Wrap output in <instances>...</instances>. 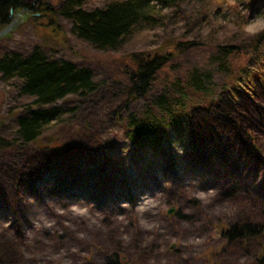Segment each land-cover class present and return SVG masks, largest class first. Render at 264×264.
Returning <instances> with one entry per match:
<instances>
[{
  "label": "rangeland",
  "instance_id": "obj_1",
  "mask_svg": "<svg viewBox=\"0 0 264 264\" xmlns=\"http://www.w3.org/2000/svg\"><path fill=\"white\" fill-rule=\"evenodd\" d=\"M47 1L57 9L65 6L64 0ZM111 1L85 0L84 6L92 9ZM258 15L264 16V0L158 4L155 19L134 28L117 48H99L77 38L63 14L52 29L41 21L34 24L20 11L13 13L0 28V54H26L42 45L48 56L90 68L98 88L51 104L60 106L63 115L37 144L0 154V248L6 252L0 264H213L224 227L255 214L262 220V212L264 220V41L240 52L257 37L245 38L238 30ZM230 46L239 51L227 56ZM141 51L165 52L169 59L156 73L152 89L128 102L126 56ZM192 74L203 78L205 93L190 86ZM17 81L0 71V136L8 139L16 136L17 115L36 106ZM180 90L191 109L189 144L177 143L171 130V145L164 143L162 152H137L125 135L127 115L141 116L150 109L166 123L167 101L177 107ZM238 122L259 136L256 156L248 144L256 141L248 132L236 134ZM214 125L223 145L208 140ZM77 127L87 133L81 144H94L95 151L65 143ZM46 146L55 163L44 169L32 166L33 154L46 153ZM222 146L244 190L233 198L220 197V183L206 155ZM195 158L203 167L195 166ZM57 181L61 185L53 187ZM209 190L215 195L197 198V192ZM142 204L148 211L138 210ZM73 206L86 209L85 214H76ZM142 221L151 227H142ZM249 246L226 247L219 264H247L257 248ZM112 253L114 259L106 262Z\"/></svg>",
  "mask_w": 264,
  "mask_h": 264
},
{
  "label": "trees",
  "instance_id": "obj_2",
  "mask_svg": "<svg viewBox=\"0 0 264 264\" xmlns=\"http://www.w3.org/2000/svg\"><path fill=\"white\" fill-rule=\"evenodd\" d=\"M84 1L64 0V8L57 9L47 0H39L35 4L32 0H0V28L10 22L13 13L19 11L22 16L31 19L34 24L41 21L45 26H51V28L55 27L58 15L63 14L70 19L72 23L71 31L77 38L88 41L99 48H117L122 39L129 35L134 28L143 22L155 19L158 4H175L180 0H112L102 7L92 9L85 8ZM262 41H264V33L253 40L251 46L247 49H240V52L251 51V48L255 49L256 45ZM234 48L230 46L225 49L227 56L234 53ZM126 57L128 64L126 63L124 66L126 77L124 91L129 102L132 99L144 96L152 89L155 75L168 61L169 55L165 52L141 51L130 53ZM0 71L5 77H16L21 93L33 97L32 102L36 104L35 107L26 106L17 115L15 138L8 139L0 136V154L11 147L18 150V148L25 147L29 143L37 144L44 130L63 115L60 106L51 104L67 95L86 96L98 88L96 82L92 79L90 68L77 66L63 58L48 56L42 45L33 46L26 54L13 50L3 51L0 54ZM190 86L194 90L203 93L207 90L203 78L197 74L191 75ZM177 87L181 88L180 85H177ZM252 90L255 92L253 88ZM233 91L236 95H241L240 89L234 87ZM186 101L187 94L182 90L179 91L178 98H176L177 107H172L167 101L166 109L169 118L166 123L162 122L157 113L150 109L145 110L141 116L135 113L127 115L125 135L137 152L146 148L157 154L162 152L164 143L171 145V130L174 131L177 143L181 145L189 144L193 121L190 115L191 109L188 108ZM252 121H254V118ZM237 126L236 134H240L239 137H242L243 130H245L251 140L256 141V143H252L249 140L248 143L255 151L253 154L256 156L257 151L260 149V146L257 145L259 136L255 134L250 125L245 124L242 127L238 122ZM218 131V128L214 125L210 133L207 134L208 140L219 141L223 145L225 140ZM85 134L87 133L83 128L77 127L75 135L71 136L69 140L64 139L65 143L67 142L69 147L78 151L86 152V149L88 152L95 151L94 144H81ZM49 138L52 137L49 136ZM88 141H90L89 137L86 142ZM45 148L47 149L45 150L46 153L33 154L31 157L32 166L37 164L39 168L44 169L55 163L52 154L48 151L49 148L47 146ZM226 154L227 152L222 146L220 150L216 148L214 152L206 155L209 158L210 168L215 170L213 173L214 178L220 183V197L233 198L242 194L244 190L239 181L235 180V173L232 170L234 164L226 158ZM232 155L234 154L232 153ZM194 161L195 166L203 167L201 159L197 160L195 158ZM59 162H62V160ZM60 183L62 182H54L53 187L58 186ZM259 215L262 220L257 219L255 214L252 218L240 220L224 227L221 230L223 236L222 246L218 248L210 262L213 264L221 263L222 255L220 253L230 245H246L247 249H251L249 243H254L257 248L247 264H264L263 212ZM0 249L1 262L3 256H6V252L2 248ZM113 256V253L108 255L110 259L106 262L113 260ZM115 264H119L118 260Z\"/></svg>",
  "mask_w": 264,
  "mask_h": 264
},
{
  "label": "clouds",
  "instance_id": "obj_3",
  "mask_svg": "<svg viewBox=\"0 0 264 264\" xmlns=\"http://www.w3.org/2000/svg\"><path fill=\"white\" fill-rule=\"evenodd\" d=\"M238 30L242 33V35L245 38H255L260 36L262 33H264V16L258 15L256 17H252L251 19H249L247 23L241 24ZM174 147H176V150L179 154L183 153V149L178 145H176L175 143H174ZM206 195H215V191L209 190L208 193H204V192L196 193L197 198L201 200H203ZM138 210L140 212L148 211V209L145 208L143 204L138 206ZM73 211L78 215H84L86 209L77 208L76 206H73ZM141 223H142V227H146V228L151 227V225H148L143 221ZM65 264H70V262L65 261Z\"/></svg>",
  "mask_w": 264,
  "mask_h": 264
},
{
  "label": "water",
  "instance_id": "obj_4",
  "mask_svg": "<svg viewBox=\"0 0 264 264\" xmlns=\"http://www.w3.org/2000/svg\"><path fill=\"white\" fill-rule=\"evenodd\" d=\"M7 29H8V28H7ZM5 31H6V30H5ZM168 212H169V213L172 212V209H170Z\"/></svg>",
  "mask_w": 264,
  "mask_h": 264
}]
</instances>
